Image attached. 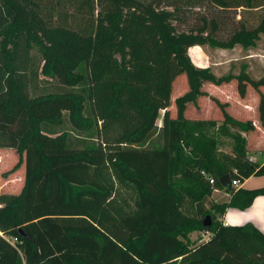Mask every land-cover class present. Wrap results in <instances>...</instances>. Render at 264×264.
Segmentation results:
<instances>
[{
	"label": "trees",
	"instance_id": "trees-1",
	"mask_svg": "<svg viewBox=\"0 0 264 264\" xmlns=\"http://www.w3.org/2000/svg\"><path fill=\"white\" fill-rule=\"evenodd\" d=\"M262 38L264 0H0V149L24 163L20 193L0 194V264H264L263 233L219 220L264 196L232 185L264 176L243 136L255 127L202 90L252 88L264 129V76H217L189 55ZM182 75L187 91L171 99ZM39 77L56 88L32 97ZM203 96L221 122L185 117ZM65 114L82 138L44 132ZM207 127L232 140L229 155ZM216 190L229 201L212 203ZM192 232L208 239L189 248Z\"/></svg>",
	"mask_w": 264,
	"mask_h": 264
},
{
	"label": "rangeland",
	"instance_id": "rangeland-1",
	"mask_svg": "<svg viewBox=\"0 0 264 264\" xmlns=\"http://www.w3.org/2000/svg\"><path fill=\"white\" fill-rule=\"evenodd\" d=\"M236 19H239V17L237 16ZM256 49L259 50L264 49V38L260 40ZM195 50L196 49L193 48L189 52L192 61H194L195 58V61L200 65H205V64H207L208 66L213 65L211 68L217 76L229 75V74L233 76L237 75L242 62L243 63L246 62L244 61L243 58L245 53L248 51L240 46H236L231 50H219L210 47H200L199 49H197L198 50L197 53ZM35 58H37V63L40 64L39 56L35 55ZM198 60H200L201 62ZM253 70L256 71L254 67ZM254 71L250 72V75L252 77L256 76L258 78L261 76V74H257ZM177 80L178 81L176 82L175 85H173L172 88L171 99H175L176 97L182 95L187 91L185 76L182 75ZM210 86H211L210 84H204L202 90L215 92L216 88H218L215 86L214 89ZM55 88L56 87L53 80L39 77L36 85L30 88V94L33 97L38 94L53 92ZM217 96L220 98L222 97L220 93H217ZM228 99L232 100L233 98L231 96H228ZM230 103H231V107L226 108V111L233 116L242 117V113L238 114L240 111L239 109L240 106L235 102V100L230 101ZM257 104L258 103H255L253 111L251 108L247 109V112L250 113V115H252L254 121L257 120V110H256ZM162 114L163 112H160V116L156 122V126L158 128H160L162 124ZM170 115L171 117L175 116L174 108L170 109ZM185 117L190 121H209V120L211 121L214 120L218 122L222 121V113L220 109L207 96L200 97L197 100L196 104L189 105L186 109ZM43 130L44 132L52 135L67 131L74 139L82 138V134L74 131L73 128L71 127L66 114L62 126L51 127L45 125L43 126ZM203 135L205 136V138H213L214 140H216V148L218 154L229 155L231 153L233 148L232 140L219 135V133L216 131V128L207 127ZM251 136L252 135H250V137ZM78 145L79 144H76V146ZM23 184H24L23 157L18 155L14 150L0 149V194L18 195L23 187ZM122 193L125 194V196L130 195L129 192L127 193L126 191H122ZM210 200L212 203L215 204H224L229 201V198L227 199V196L225 194H219V195L213 194ZM188 217L191 218L192 215L190 214ZM207 237L208 234L202 232H192L188 234L189 248L198 245L202 240L207 239Z\"/></svg>",
	"mask_w": 264,
	"mask_h": 264
},
{
	"label": "crops",
	"instance_id": "crops-1",
	"mask_svg": "<svg viewBox=\"0 0 264 264\" xmlns=\"http://www.w3.org/2000/svg\"><path fill=\"white\" fill-rule=\"evenodd\" d=\"M199 48L200 47H194V49H196L195 50L196 53L198 52L197 49ZM243 59L246 62L244 63L242 62V64L240 65L238 74L234 76H238L242 72L246 73L247 75H249L250 78L254 80H258L262 76H264V49H260V50L256 48L249 49L245 53ZM193 63L197 67L210 68L212 70L211 67L213 65L212 66H208L207 64L200 65L199 63L195 61V58H194ZM253 67L256 69V71L253 70ZM253 71L257 74H261V76L258 78L256 76L252 77L250 75V72H253ZM212 72L214 73L213 70ZM236 82H237L236 79H233L229 83L216 88L215 92L212 91L213 93L209 91H204V92H206L209 97L216 98L222 103H227L228 104L227 108L231 107L230 101H233V100H235V102L240 106L239 107L240 111L238 114L242 113V117L233 116L231 114L230 115L240 121L251 120L253 122L255 130L251 133L243 134V136L245 137L246 142H247L246 148L249 151V154H248L249 159L259 164H263L264 163V129L260 127L258 119L254 121V118L252 117V115H250V113L247 112V109H250V108L253 111L255 103H258L259 101V94L252 88L248 87L245 97L240 98L236 91V84H237ZM210 87L215 89V86L213 85H211ZM260 92L264 95V88H261ZM217 93H220L222 97L221 98L218 97L219 95L217 96ZM228 96H231L233 99L232 100L228 99ZM250 135L252 136L250 137ZM262 187H264V176H258V177L252 176L248 178L247 180H245L242 184H239L238 186V188L249 189V190L258 189ZM213 194H217V195L225 194L227 196V199L229 198V196L223 191L216 190L212 193V196ZM219 220L222 222L224 226H242L243 227V226L251 225L264 234V196L256 197L252 201L250 206L244 210L233 209V208L227 209L224 215ZM207 239H205L204 241H206Z\"/></svg>",
	"mask_w": 264,
	"mask_h": 264
},
{
	"label": "water",
	"instance_id": "water-1",
	"mask_svg": "<svg viewBox=\"0 0 264 264\" xmlns=\"http://www.w3.org/2000/svg\"><path fill=\"white\" fill-rule=\"evenodd\" d=\"M219 183L220 185L223 187V188H228L231 186V180H230V177L229 175H224L222 177L219 178ZM211 225V222H210V219L209 217L207 216L205 218V221H204V226L207 227V226H210Z\"/></svg>",
	"mask_w": 264,
	"mask_h": 264
},
{
	"label": "built area",
	"instance_id": "built-area-1",
	"mask_svg": "<svg viewBox=\"0 0 264 264\" xmlns=\"http://www.w3.org/2000/svg\"><path fill=\"white\" fill-rule=\"evenodd\" d=\"M209 184H210V185H213V180H210V181H209ZM232 185H233L235 188H238V186H239V183H238V182H235V181H233V182H232Z\"/></svg>",
	"mask_w": 264,
	"mask_h": 264
}]
</instances>
